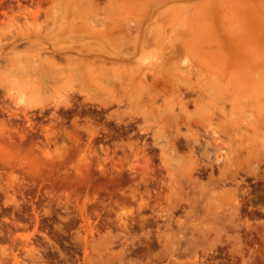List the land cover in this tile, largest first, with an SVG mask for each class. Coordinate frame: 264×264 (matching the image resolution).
Masks as SVG:
<instances>
[{
  "label": "rangeland",
  "instance_id": "rangeland-1",
  "mask_svg": "<svg viewBox=\"0 0 264 264\" xmlns=\"http://www.w3.org/2000/svg\"><path fill=\"white\" fill-rule=\"evenodd\" d=\"M136 2L77 0L76 10L79 14L82 9H99L102 16L105 9L121 4L120 12L135 23L141 9ZM67 4L68 0H47L43 11L33 8L36 16L13 13L0 21V264H264V219L260 220L264 214L242 209V200L250 194L255 197L249 200L264 207L263 159L252 160L255 175L238 173L237 180L256 182H240L233 201L232 181L201 189L210 173L217 179L218 167H201L191 180L172 161L164 163V141L154 137L161 123L150 121V116H117L113 114L117 107L122 113L129 110L125 102L103 106L78 93L60 103L55 97L35 105L31 90L20 83L25 78L32 81V72H8L13 65L37 62L31 57L38 49L27 45L30 39L39 44L44 33L57 32L61 45L73 46V55L83 45H96L89 34L109 20L92 19L91 27L80 30V17L87 15H65ZM173 4L177 11L213 6L223 15L264 14V0H206V4L173 0ZM20 34L26 37L18 38ZM56 57L59 65L66 64L63 56ZM138 57L155 63L163 50L150 43ZM237 62L234 57L220 69H231ZM140 90L158 94V105L146 109L157 112L164 107L163 85ZM187 108L194 111L197 106L190 102ZM165 127L169 136L172 130ZM181 131L186 133V127ZM259 133L254 146L263 152L264 135ZM174 137V142L183 138ZM188 155L187 147L176 151L185 167L191 162ZM39 232L45 234L43 241ZM160 253L165 255L159 261Z\"/></svg>",
  "mask_w": 264,
  "mask_h": 264
},
{
  "label": "bare ground",
  "instance_id": "bare-ground-1",
  "mask_svg": "<svg viewBox=\"0 0 264 264\" xmlns=\"http://www.w3.org/2000/svg\"><path fill=\"white\" fill-rule=\"evenodd\" d=\"M76 1L68 0L65 15L69 12L78 14ZM130 1L141 4L140 17L135 23L120 12L121 4L113 8L110 6L113 2H109L110 7L102 12V16L99 9H82L79 14L87 17H80L83 22L77 25L80 30L91 27L92 19H101L102 23L104 19L109 20L107 27L100 30L96 27L98 31L89 34L96 38L95 46L83 45L73 55V46L61 45L57 32H40L39 44L35 45L30 39L27 45V48L34 46L38 49L31 57L37 62L26 66L13 65L8 72H32V81L25 78L20 83L21 87L31 90V102L35 105L55 97L60 103L58 100H66L69 94L78 93L103 106L125 102L129 110L122 113L117 107L113 111L117 116L128 113L143 119L150 116V121L161 123L154 137L157 141H164L161 151L165 164L172 161L191 180L193 171L201 167L204 170L218 167L217 179H213L210 173L201 189L210 190L217 184L232 181L236 186L229 191L232 200L236 201L234 192L243 182V178L237 180L238 173L254 174L252 160H264V151L257 152L254 146L256 135L259 132L264 135V14L223 15L212 10L213 6L188 10V7L182 10L179 7L177 11V5H170L173 0ZM28 12L36 16L37 10L29 9ZM25 37V34L18 36ZM150 43L160 44L163 50V57L158 62L148 63L138 57ZM191 49L195 50L194 54ZM56 56H63L66 64L59 65L61 62H56ZM234 57H238V62L231 69H220V65L225 66ZM190 75H195L197 80L191 81ZM156 83L165 87L164 107H158L157 112L145 107L155 106L158 94H144L140 90ZM190 102L197 106L194 111L187 108ZM165 126L172 130L169 136L164 134ZM182 126L186 127L184 134ZM173 135L183 138L174 142ZM186 147L191 162L185 167L176 151ZM262 148L264 150V144ZM212 155L215 160L211 159ZM175 173L173 171L171 176ZM164 255L158 254L157 259L162 260Z\"/></svg>",
  "mask_w": 264,
  "mask_h": 264
},
{
  "label": "flooded vegetation",
  "instance_id": "flooded-vegetation-1",
  "mask_svg": "<svg viewBox=\"0 0 264 264\" xmlns=\"http://www.w3.org/2000/svg\"><path fill=\"white\" fill-rule=\"evenodd\" d=\"M45 2H47V0H0V21H2L4 17L10 16L13 13L14 14L24 13L25 14L28 12L29 9H33L36 6H40V9L43 11V7H45ZM26 6L28 7L27 9H26ZM253 182H256V180L253 179L250 182L243 181V183H245L246 185H249L250 183H253ZM245 189L246 188L244 187L243 190ZM254 197L255 195L250 194V195H247V197H245L242 200L243 211L246 213H250V214H257V213L264 214V207H260L256 203H253L251 199L249 200V198H254ZM263 219L264 218H261L260 220H263ZM254 221L258 222V220H254ZM44 235L45 234L43 232L38 233V236H40V241H43Z\"/></svg>",
  "mask_w": 264,
  "mask_h": 264
}]
</instances>
